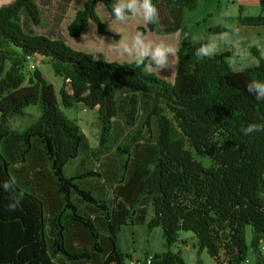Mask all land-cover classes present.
Returning <instances> with one entry per match:
<instances>
[{"label":"trees","instance_id":"obj_1","mask_svg":"<svg viewBox=\"0 0 264 264\" xmlns=\"http://www.w3.org/2000/svg\"><path fill=\"white\" fill-rule=\"evenodd\" d=\"M114 2L83 0L67 34L78 36L88 21L104 34L95 5L101 3L112 17ZM153 4L159 21L135 32H176L182 9H194L197 0ZM21 15L38 25L34 0L0 4V264H125L131 258L117 244L124 224L160 228L164 250L144 255L149 264H182L180 251L171 249L179 231L191 233L197 251L204 249L215 264H242L246 258L264 264V131L247 136L242 131L249 123H264V100L245 87L264 81V61L251 48L257 63L233 71L227 50L205 59L195 55L211 35L236 25H263L264 14L243 15L238 6L233 26L219 22L197 40L178 37V61L168 81L33 33ZM35 55L47 58L61 77L62 107L95 109L96 148L59 109L51 84L36 68L23 84L22 67ZM28 105L38 107V116L14 129ZM116 119L125 131L115 160L105 158L96 168L73 166L66 175L69 160L107 150ZM20 194L19 207L10 211Z\"/></svg>","mask_w":264,"mask_h":264},{"label":"rangeland","instance_id":"obj_2","mask_svg":"<svg viewBox=\"0 0 264 264\" xmlns=\"http://www.w3.org/2000/svg\"><path fill=\"white\" fill-rule=\"evenodd\" d=\"M9 0H0V4ZM39 9V23L34 26L24 15H21V21L25 29L31 30L33 33L42 34L49 37H58L71 48L83 51L89 54L92 59H101L106 62H127V57H121L116 51V41L123 38H130L135 33L137 26H144L143 20L138 16L129 15V18L124 22H117L105 10L101 3H96L95 12L100 22L104 34L97 32L93 22L88 21L87 25L81 30L78 36L70 37L67 34L66 27L72 20L77 9L81 7L83 0H34ZM244 4L238 0H197L194 9H182L180 27L176 32L168 34H155L147 31L144 35L146 38L160 41L163 40L172 45H176L178 37L185 36L191 40H197L201 37L203 31L208 26L216 25L223 22L225 25H232L235 22V17L238 13V6L243 7ZM248 13H256L257 8L245 7ZM264 13V6L262 12ZM255 33H258L256 31ZM252 32V34H255ZM251 35L250 38L257 39L256 43L250 45L256 46L261 51V59L264 60V30L258 36ZM114 36H117L116 39ZM235 37L231 36L230 32H222L213 34L208 38L207 44L212 43L216 46V52L223 50L229 51V56L226 58V64L230 70H242L246 66L254 65L255 58L249 53L242 52L244 44L243 39L237 41L239 36L234 33ZM244 45V46H243ZM235 49L239 50L235 52ZM171 69H162L160 73L153 67L152 73L156 76L168 81L172 77L174 67V58ZM33 68H36L44 78L51 84L53 93L59 109L70 119H73L85 134L88 146L96 148L98 146L99 128L96 118L95 109H87L82 105H75L70 108H64L59 103L58 89L61 85V77L54 75L47 58L42 56H32L26 59L22 67V73L25 80L23 84L30 81V76ZM24 116L16 119L13 124L14 129H20L33 121L39 114V109L36 105H28L24 108ZM125 131L121 120L116 119L112 128L107 150L101 153L91 154L89 151L81 153L77 158L69 160L63 166V172L68 175L73 166L94 167L96 168L98 161H103L105 158L108 161L115 160L114 148L122 140ZM192 156L200 161L203 165H208L209 160L192 152ZM150 214V211H148ZM148 218V217H147ZM250 238V228L245 227V239L248 242ZM117 244L119 249L128 254L131 259H125V264L129 260L141 259L144 255L160 253L164 250L162 246L161 231L159 227H153L148 230L145 224H124L121 225L117 233ZM173 251L179 250L182 258V264H195L199 260L200 264H215L212 258L204 249L197 251L195 239L188 231H179L178 240L171 246Z\"/></svg>","mask_w":264,"mask_h":264},{"label":"clouds","instance_id":"obj_3","mask_svg":"<svg viewBox=\"0 0 264 264\" xmlns=\"http://www.w3.org/2000/svg\"><path fill=\"white\" fill-rule=\"evenodd\" d=\"M111 15L121 23L126 21L129 15L140 17L145 24H155L159 21V12L153 0H115L111 5ZM116 45V51L121 57H127L129 64L142 69L146 74H151L153 67L159 73L162 69H171L170 57L178 61V49L174 45L163 40L146 38L140 31H136L130 38L116 41ZM215 52L216 46L212 43L202 44L195 49V55L200 59L211 58ZM245 87L256 100H264V81L253 80L247 82ZM242 131L246 136L264 131V123H249ZM3 188L11 190L12 184L5 183ZM22 198V194L13 197L14 202L9 204V210L16 211Z\"/></svg>","mask_w":264,"mask_h":264},{"label":"crops","instance_id":"obj_4","mask_svg":"<svg viewBox=\"0 0 264 264\" xmlns=\"http://www.w3.org/2000/svg\"><path fill=\"white\" fill-rule=\"evenodd\" d=\"M238 1L241 2L242 4H244L243 7L241 6L242 14L243 15L264 14V13H261L262 12V8L264 6V0H262V4L260 3L261 0H238ZM246 6L253 7V8H257L256 13H248V12H246L245 11L246 10L245 9ZM235 19H236V17H235ZM234 24H235V22L232 25H226V26H233ZM261 30L262 31L264 30V24L263 25H255V26H253V25H236L234 27V29L232 31H230L232 37H235V36H233L234 33H237L239 35V36H236L237 37V41L239 39H243L246 42L244 44L245 46L243 45L244 47L242 49V52L245 53V54H249L250 53L255 58V63L254 64L257 63L258 59L251 52V48H254L257 51L259 58H261V51L256 46L250 45L251 43H256L257 42L256 41L257 39L250 38L251 35H249V34L250 33L252 34V32L255 33L256 31H258V33H255V34H252V35H255V36H258L259 37V35L261 34ZM223 32H228V31H223ZM219 33H222V32H219ZM216 34H218V33H216ZM236 51L238 52L239 50L235 49V52ZM228 53H229V51H228Z\"/></svg>","mask_w":264,"mask_h":264},{"label":"built area","instance_id":"obj_5","mask_svg":"<svg viewBox=\"0 0 264 264\" xmlns=\"http://www.w3.org/2000/svg\"><path fill=\"white\" fill-rule=\"evenodd\" d=\"M260 248L264 249L263 246H261ZM127 264H149V257H142L141 259H134V260H129V262ZM242 264H251L250 260L248 258H246Z\"/></svg>","mask_w":264,"mask_h":264}]
</instances>
